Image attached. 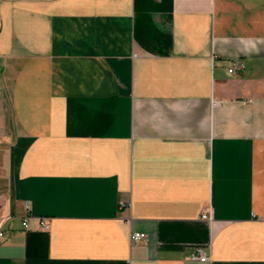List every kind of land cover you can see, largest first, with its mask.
Instances as JSON below:
<instances>
[{"label": "crops", "instance_id": "1", "mask_svg": "<svg viewBox=\"0 0 264 264\" xmlns=\"http://www.w3.org/2000/svg\"><path fill=\"white\" fill-rule=\"evenodd\" d=\"M6 220L0 264H264V0H0Z\"/></svg>", "mask_w": 264, "mask_h": 264}, {"label": "built area", "instance_id": "2", "mask_svg": "<svg viewBox=\"0 0 264 264\" xmlns=\"http://www.w3.org/2000/svg\"><path fill=\"white\" fill-rule=\"evenodd\" d=\"M245 67V63L241 58L236 57L231 61V66L229 67V72L233 73L238 69H242ZM216 103V102H214ZM25 207L27 210V215L23 218L22 224L25 229H29L31 227L30 225V204L28 201L25 203ZM201 219L205 221H211L213 219V211L210 206L205 207L201 214ZM39 225L42 230L48 231L51 227V220L49 217H43L40 216L38 217ZM13 229V224L9 221H0V239L6 237L10 231ZM146 238V233L141 232V231H131L130 232V239L132 241H141ZM190 259L192 260H198V261H208L209 260V255L206 254L205 250L203 247L198 246L196 247V250L189 256Z\"/></svg>", "mask_w": 264, "mask_h": 264}]
</instances>
